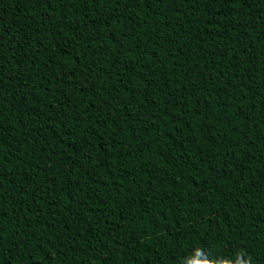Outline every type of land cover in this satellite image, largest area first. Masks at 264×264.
I'll list each match as a JSON object with an SVG mask.
<instances>
[{"label": "trees", "instance_id": "trees-1", "mask_svg": "<svg viewBox=\"0 0 264 264\" xmlns=\"http://www.w3.org/2000/svg\"><path fill=\"white\" fill-rule=\"evenodd\" d=\"M238 260L264 264V0H0V264Z\"/></svg>", "mask_w": 264, "mask_h": 264}, {"label": "clouds", "instance_id": "clouds-1", "mask_svg": "<svg viewBox=\"0 0 264 264\" xmlns=\"http://www.w3.org/2000/svg\"><path fill=\"white\" fill-rule=\"evenodd\" d=\"M237 264H249V261L248 260H238Z\"/></svg>", "mask_w": 264, "mask_h": 264}]
</instances>
